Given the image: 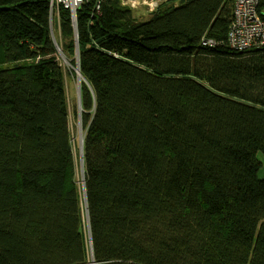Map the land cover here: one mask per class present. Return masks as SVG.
Instances as JSON below:
<instances>
[{
    "label": "trees",
    "instance_id": "trees-1",
    "mask_svg": "<svg viewBox=\"0 0 264 264\" xmlns=\"http://www.w3.org/2000/svg\"><path fill=\"white\" fill-rule=\"evenodd\" d=\"M126 3L0 0V264H264V47L234 0Z\"/></svg>",
    "mask_w": 264,
    "mask_h": 264
},
{
    "label": "built area",
    "instance_id": "built-area-1",
    "mask_svg": "<svg viewBox=\"0 0 264 264\" xmlns=\"http://www.w3.org/2000/svg\"><path fill=\"white\" fill-rule=\"evenodd\" d=\"M87 0H51V9L62 6L71 13L72 19L77 10ZM157 6L155 0H147ZM261 0H234V21L227 35L228 46L238 52H246L264 47V18L261 16ZM204 45L214 46L213 41H205Z\"/></svg>",
    "mask_w": 264,
    "mask_h": 264
},
{
    "label": "rangeland",
    "instance_id": "rangeland-1",
    "mask_svg": "<svg viewBox=\"0 0 264 264\" xmlns=\"http://www.w3.org/2000/svg\"><path fill=\"white\" fill-rule=\"evenodd\" d=\"M147 0H145L146 2ZM159 2V0H156ZM129 2V1H128ZM149 1H147L146 3H148ZM141 0L139 2H135L132 4H129L128 6H130L133 9V12L135 13V15H137L139 18H145L148 19L149 18V11L150 9V2L149 4H147V10L141 8ZM139 7V8H138ZM138 8V9H137ZM57 14H55L54 16V22H56L57 24ZM62 65L68 70H72L73 67L70 66L69 62L62 57L61 59ZM77 69V68H74ZM73 69V70H74ZM75 72V77L72 78L70 77L68 80V84H67V96L69 98V105L71 110V118H70V123H71V134L73 137V141H74V149L76 151V164H75V178L76 180H80L81 179V153H80V140L84 139V133L82 130V122H81V109L78 106V81H77V73ZM77 102V104H76ZM77 108V109H76ZM74 111V114H72V112ZM76 113L78 114L77 118H76ZM259 160L262 163V168L259 172V177L260 178H264V157L262 155L258 156Z\"/></svg>",
    "mask_w": 264,
    "mask_h": 264
},
{
    "label": "water",
    "instance_id": "water-1",
    "mask_svg": "<svg viewBox=\"0 0 264 264\" xmlns=\"http://www.w3.org/2000/svg\"><path fill=\"white\" fill-rule=\"evenodd\" d=\"M74 24H76V16L72 19ZM76 27V26H75ZM76 73H77V81H78V106L81 109V80H82V75L80 73V69L79 67H77L76 69ZM80 153H81V164H82V169H83V139L80 140ZM92 244V241L90 240V245Z\"/></svg>",
    "mask_w": 264,
    "mask_h": 264
},
{
    "label": "crops",
    "instance_id": "crops-1",
    "mask_svg": "<svg viewBox=\"0 0 264 264\" xmlns=\"http://www.w3.org/2000/svg\"><path fill=\"white\" fill-rule=\"evenodd\" d=\"M127 1H129V2L126 3V4L129 5V4H132V3H135V2H139L140 0H127ZM159 1H162V0H159ZM146 2H147V1H146ZM146 2H145V0H141V4H142V5L140 6L141 8H143V9H145V10H147V7H146V6H147V4H149V2H148V3H146ZM155 2L158 3V1H156V0H155ZM138 8H139V7H138ZM138 8H137V9H138ZM154 8H155L154 4H153V3H150V9H151V10L149 11V14H150L151 11L154 10Z\"/></svg>",
    "mask_w": 264,
    "mask_h": 264
}]
</instances>
